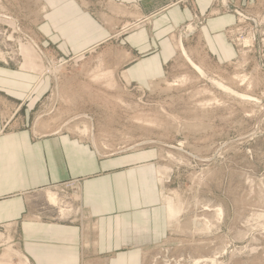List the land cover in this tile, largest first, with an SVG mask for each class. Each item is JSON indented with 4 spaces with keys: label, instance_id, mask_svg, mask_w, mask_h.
I'll use <instances>...</instances> for the list:
<instances>
[{
    "label": "rangeland",
    "instance_id": "374dc122",
    "mask_svg": "<svg viewBox=\"0 0 264 264\" xmlns=\"http://www.w3.org/2000/svg\"><path fill=\"white\" fill-rule=\"evenodd\" d=\"M192 4L168 0L138 20L131 11L97 0L96 11L113 28L112 38L57 60L29 38L34 18L26 1L0 0V62L53 80L52 92L33 111L36 123L49 120L56 133L86 140L101 155L144 147L158 151L169 234L144 264H264V0L242 6L212 0L205 16L195 15L173 33L175 53L162 79L140 87L121 74L126 59L120 35L160 11ZM224 14L233 16L225 30L232 54L218 63L201 48L196 32L207 17ZM56 186L57 194L50 193L54 202L47 201L55 217L86 220L76 181ZM4 225L16 227V249L4 244L0 258L9 254L10 264H28L18 249L19 222Z\"/></svg>",
    "mask_w": 264,
    "mask_h": 264
},
{
    "label": "crops",
    "instance_id": "0c3cea01",
    "mask_svg": "<svg viewBox=\"0 0 264 264\" xmlns=\"http://www.w3.org/2000/svg\"><path fill=\"white\" fill-rule=\"evenodd\" d=\"M25 1L34 18L29 38L54 59L85 54L112 38L113 28L96 11L97 0ZM104 1L133 12L138 20L168 2ZM229 1L242 6L254 0ZM211 4L193 0L192 6L168 8L120 35L125 81L146 87L162 79L175 53L173 33L195 15L205 16ZM232 19L228 14L209 16L197 28L201 48L218 63L232 54L225 35ZM32 70L0 62V224L19 222L18 249L28 264H144L169 234L157 177L158 151L144 147L101 155L86 140L56 133L49 120L36 123L33 111L52 92L53 80ZM69 181H76L79 209L86 218L81 223L56 218L47 203L50 193L57 194L56 185ZM6 258L11 260L9 254Z\"/></svg>",
    "mask_w": 264,
    "mask_h": 264
},
{
    "label": "built area",
    "instance_id": "2783aa9c",
    "mask_svg": "<svg viewBox=\"0 0 264 264\" xmlns=\"http://www.w3.org/2000/svg\"><path fill=\"white\" fill-rule=\"evenodd\" d=\"M13 229V231H12ZM16 230L15 226L11 225H4L0 226V247L3 246L4 244H7L11 248L16 249V246L13 245V233Z\"/></svg>",
    "mask_w": 264,
    "mask_h": 264
},
{
    "label": "bare ground",
    "instance_id": "6f19581e",
    "mask_svg": "<svg viewBox=\"0 0 264 264\" xmlns=\"http://www.w3.org/2000/svg\"><path fill=\"white\" fill-rule=\"evenodd\" d=\"M49 200H50L51 202H54V201H52V200H53V197H51L50 195H49ZM6 255H8V254H6ZM6 255H3V257L0 258V264H10V261H11V260H9V262H8V260H7V258H6ZM15 255H16V254H15ZM21 264H23V263H21Z\"/></svg>",
    "mask_w": 264,
    "mask_h": 264
}]
</instances>
